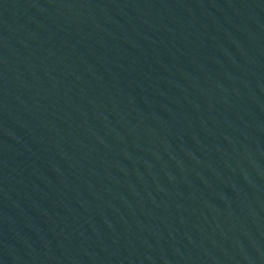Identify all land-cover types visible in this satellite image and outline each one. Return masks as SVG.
Returning <instances> with one entry per match:
<instances>
[{"label":"water","instance_id":"water-1","mask_svg":"<svg viewBox=\"0 0 264 264\" xmlns=\"http://www.w3.org/2000/svg\"><path fill=\"white\" fill-rule=\"evenodd\" d=\"M0 264H264V0H0Z\"/></svg>","mask_w":264,"mask_h":264}]
</instances>
